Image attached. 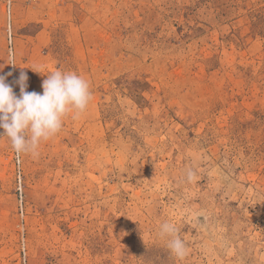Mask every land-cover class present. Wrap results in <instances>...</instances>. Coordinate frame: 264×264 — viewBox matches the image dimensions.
I'll list each match as a JSON object with an SVG mask.
<instances>
[{
  "label": "rangeland",
  "instance_id": "1",
  "mask_svg": "<svg viewBox=\"0 0 264 264\" xmlns=\"http://www.w3.org/2000/svg\"><path fill=\"white\" fill-rule=\"evenodd\" d=\"M6 3L15 94L61 70L93 100L37 157L0 137V264H264V0Z\"/></svg>",
  "mask_w": 264,
  "mask_h": 264
},
{
  "label": "clouds",
  "instance_id": "2",
  "mask_svg": "<svg viewBox=\"0 0 264 264\" xmlns=\"http://www.w3.org/2000/svg\"><path fill=\"white\" fill-rule=\"evenodd\" d=\"M32 70L42 74L39 67ZM46 76L41 94L27 91L28 76L21 72L16 81L20 87L17 96L6 77L0 75V128L4 130L0 137H7L18 154L37 157L41 144L55 137L69 116L78 119L93 100L90 83L82 75L56 70ZM186 177L193 182L196 173L188 169ZM178 233V227L168 221L159 227V236L166 240L167 248L183 260L189 250Z\"/></svg>",
  "mask_w": 264,
  "mask_h": 264
},
{
  "label": "built area",
  "instance_id": "3",
  "mask_svg": "<svg viewBox=\"0 0 264 264\" xmlns=\"http://www.w3.org/2000/svg\"><path fill=\"white\" fill-rule=\"evenodd\" d=\"M13 1L14 0H7V3H6V11H7V14L9 16V20H11V11H12ZM38 1L39 0H25V2H27L28 4H34ZM9 41H10V44L12 45V33L10 30H9Z\"/></svg>",
  "mask_w": 264,
  "mask_h": 264
}]
</instances>
